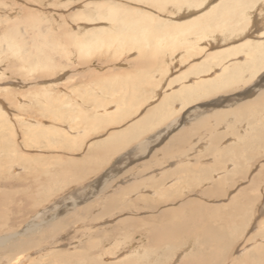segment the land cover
Returning <instances> with one entry per match:
<instances>
[{
  "label": "rangeland",
  "instance_id": "rangeland-1",
  "mask_svg": "<svg viewBox=\"0 0 264 264\" xmlns=\"http://www.w3.org/2000/svg\"><path fill=\"white\" fill-rule=\"evenodd\" d=\"M131 2L132 0H96V1L95 0H0V37L7 29H8L7 31L13 30L17 34V36H21L22 38L26 40V42H28V40L30 42L31 39L33 40L37 36H39V44L41 45H43V43L45 42V39L49 44H51L50 39L51 40L53 39L56 45H62V46L66 42L65 44L67 46L66 48L69 51V53L71 52L69 56L70 61L68 62V65L65 64L66 59L62 58V55L60 57V54L55 53L56 56L54 54L53 57L56 60V65H57L56 67L58 68H53L52 66L51 69H46L43 71L42 69L31 71L30 68L26 67L27 64L25 63L23 64L25 68L21 69L22 67L21 63L20 62L17 63L18 61L13 56H11L10 54H3V53L0 54V69H2L1 72H3L4 74V76L0 78V86H1L0 87V102L2 105L1 106L2 112H5L7 116L6 118L5 115H1L2 118L0 121V147L2 149L0 150V162L4 160L3 157L5 158V152L7 151L6 150L7 148H9V151H11L10 157L11 156L13 157L14 154L15 155L17 154V156H20L19 158L22 157V160H25V161L16 160L17 162L15 161V163L12 161L13 164L9 165L10 168L8 170L4 169L3 171H1V168H0V176H1L0 182L5 183L6 181L8 182L9 180H11L10 182H12L11 187H0V191H1L0 192V203L3 199H5L4 202L0 204L1 206L0 207V211H1L0 212V236H2V234L12 233L15 231L16 232L23 231V229H25L24 226L33 220L34 214L39 211L44 210V207H46V205L51 203L52 200L54 199L57 200L59 198L58 200L60 201L62 197L71 195L72 196L71 199L73 198L75 200H78L77 194L79 195L80 193L85 195L91 192L95 193L96 191L103 192L104 190H100L97 188L100 186V183H101V179H100L101 172L106 170L110 165L115 164L117 162V158L118 160H122V161H119L121 162L120 164L112 166V167L118 168L119 170V171L118 170L116 171L117 174L114 173L115 177L116 178L118 177V179H115L113 184L121 185L122 183L121 181H124V179H126L127 174H130L131 172L137 173V171L140 170L138 167L139 165L143 164V161H145L146 164L149 163V161L152 162V164L154 162L155 163L157 162V166L152 167L150 170L143 169L144 171H142V173L145 172L146 170L147 172L141 175L142 178H144L147 174L152 175L151 171L159 167H160L159 169L161 170L167 169L168 164L172 161L171 158L170 160L169 158H167V154L170 157H172L173 150L176 152L178 151L181 152L183 148L185 150H188L187 151L189 153V155H187L189 157L188 161L187 162L185 160L183 161L184 163L183 167L185 168H182V167L179 168L178 166L177 170L176 169L173 170V172L176 171V173H171V174L168 173L167 175L168 178L166 182L171 179H175L177 177L180 178V181L178 182L177 181L175 182L173 180L174 183H176L174 185L175 188H173V191H172V192H176L174 193V195H179V192L181 193L184 191L186 192L188 191L189 192L188 194H191V193L197 194L198 192L200 193L201 189H204L203 185H204V182L206 181V177H205L206 174H207L206 176L212 175V174L214 175L216 172L221 171L222 168L225 166V164L234 162L233 159L231 162L228 161L227 158H230V157H227L226 160L223 159V163L221 164V166L213 165L214 164L213 160L212 162H209L211 161L212 157H214L213 155H214L215 150L214 149L208 150V148H204V139L206 140L208 139V137H205L204 135V132H203L204 129L199 130L200 132L199 131L194 132L195 134H193L192 137L189 136L186 140L187 142H183L182 145L176 144L177 146L175 145V147L172 145L170 146L168 150L164 152H160L158 153V155L156 154L153 156L152 154L150 159L148 158L147 154H142L141 152L136 151L137 145L135 144L137 142L130 143L126 148L118 152L102 155L103 152L101 151L102 150L101 146L97 145L101 140L104 139L105 141L106 139H109L111 136L113 135L115 136L116 133L121 132V130L122 131L125 130L128 125V124L125 125V123H127L128 121L129 122L135 121L136 117H138L140 114H142V112L146 110V109L144 110V108L148 107L149 106L148 104L150 102L154 103L155 99L149 100L147 102L149 97H151L153 91L157 90L156 92L160 93L161 92L160 89L163 86H166V84L164 85V83H167L168 81L171 80V78L176 77V75L179 77L181 75V72L187 68L188 62L190 61L196 62L199 60L198 58L199 56L198 57L195 56L196 58L193 57L187 61L188 56H185L183 54V49L166 50L162 54H159L158 57L155 58V60H152L153 57L151 56V52H150L152 51V47L150 46H145L140 49H138L137 47H132V48L125 47L122 49H117L114 47L106 48V46H104V48L100 52L97 51L93 55L85 57L86 58L84 59L85 61L83 60L81 62L82 59L80 60L77 59V56H75L77 54L76 53L77 49L75 48V46L73 47L74 45L73 41L76 42L80 38L82 41H85V38L88 39L94 36V40L98 38L99 40H101L102 38L103 39L105 38L106 43H107V40L109 39V37L114 35V33L117 31L113 28L115 26L114 21H108V20L100 21V19L98 20L99 17L96 18L98 13H102V12L104 15L102 14L101 16H106L107 15L106 11L107 9H109L106 7L108 6L113 8L114 11L116 10L115 12L118 14V18L122 17L126 12L130 13V11L132 12H135L136 10L137 11H147L152 15L156 24L159 22L158 25H161L160 24L161 22L164 24L171 25V27L172 25H174L173 22H170V20H167V17L166 19H164V17L167 15L173 16L174 11L173 12L171 11L173 9L171 5H168L166 10L163 11L161 9H158L152 6L147 0L146 2L140 4L142 5L140 7L142 9L141 10L135 7V5L132 4ZM97 5L103 7L102 10L100 11L97 10L96 9ZM146 5L147 7L145 8ZM88 18L97 19L96 20L97 23L88 25V22H89ZM135 18L139 19L140 16L136 15ZM105 22L107 23L105 24ZM81 23H85L86 25L81 24ZM79 25L82 28L86 26L87 27L85 29L86 32L83 30L84 28L82 29ZM158 25H156V27L153 29V32L156 34H160L163 31H165L161 29V26H158ZM100 26H105L106 28L100 27ZM258 26L261 27L259 24ZM257 30H259V28ZM169 31H172V30H169ZM77 32H84V34L77 35ZM71 33H73V35H71ZM86 33L87 34L89 33L88 36L90 35L91 37L90 36L88 37ZM74 37L76 38V40ZM67 39H71L70 42L72 43L68 44L66 41ZM207 43L208 42L206 41L202 45L207 47L205 48V51L206 49L207 51H211L213 48L208 47ZM209 43L213 46V41H209ZM28 46L30 47V43L28 44ZM28 49H29L28 51H33L31 50V48H28ZM74 50L76 52H74ZM32 56L34 57L33 52H32ZM136 61L139 63H136ZM83 62H86V63L84 64ZM10 63L12 67L11 66L8 67V64ZM151 63H153V65ZM14 65L15 66L18 65V66L15 67ZM65 65L66 67H64ZM93 66L94 68H96L94 76L92 75L87 76L86 68L89 69L90 67L92 68ZM77 73H79L80 76ZM142 73H148L149 76L151 77L153 76V79H154L153 81L155 85L154 90L152 91V88L150 86H144L143 88L140 85L138 86L137 91L131 94L130 89L133 85L135 86V84L132 83V80L134 82L135 80H140L139 77ZM81 75H84V76H81ZM51 79L57 80L54 83V85L50 84L52 81ZM166 79L168 81H166ZM254 79L255 78L251 80L253 81ZM36 80L44 81L46 84H40L39 82L40 86L38 85L30 86L29 85L30 82L33 83ZM20 81H21V84L23 85H20L18 83ZM254 81L258 83L260 81V78H256ZM17 83H18V86H17ZM37 86L38 87L44 86V88L46 89L45 90L39 89L37 88ZM246 89L247 88H244L243 90L245 91L244 96L247 94ZM143 90H145V92H143ZM238 92H240L239 89L238 91H236V94ZM252 92L253 91L249 93L253 94ZM36 93H38V95L40 96H37ZM251 94L246 95L245 97L249 98L251 97ZM16 97L23 98L24 100H26V102H23L22 104V101L21 102L18 101ZM15 100L16 102L18 101L21 104L18 105V103L14 102ZM203 101H206V100H203ZM247 103H248L247 101L244 102V104H247ZM114 105L117 107V109L114 108ZM193 106L195 107V105ZM134 107L135 109H133ZM263 107H264V104L256 108L258 109V111L254 108L251 110V112H246V114L252 115L249 118L240 117L239 118L240 121L234 119L230 123V126H229L231 127L232 130L231 129L230 131L228 130L226 134L223 133L225 134V137L224 135H222L223 139L220 140V141H223L224 139L228 138L229 135H232V136L234 135L238 139V144H240V142L242 144L246 143L252 146H255L257 144L256 146L258 148L259 146H262L261 148H259L260 151L256 149L257 150L255 154L256 156L250 159L248 166L246 165L244 167L245 171L243 174L245 175V173L248 172L245 175L246 177L244 179L243 178L241 179L238 176L233 177L235 178L236 185L238 187L246 185V180H247L246 178L248 177L247 175L249 174V172H251L252 169L254 170V168H256L258 164L262 163L261 161H264V137H263L264 132H262L264 131V128H263L264 125H262V127H260L259 125L256 126L257 122H255V120L253 121L254 125L251 126L250 124V120L256 117V114H254L256 113L255 111H257L258 113L260 112V117H259L261 118L260 123L261 121L262 123L264 122V108ZM139 108L140 110L138 112L135 111ZM190 108H192V106ZM261 108H263V110ZM190 113L192 112L189 111L188 108H185L181 113H178L177 115H174V116H180L178 120L179 121L178 123H180V121L182 122L185 121V120H182L184 115L185 114L190 115ZM2 120L4 122H2ZM242 124H244V127H243L244 135H242L243 132L241 131ZM124 125L126 128L124 127ZM154 127L155 128L158 127L157 121L153 122L151 126L148 125L144 128L141 134L142 137L140 136V140L141 139L144 140L145 138H148L146 135L151 130H153ZM164 127H165L164 123L161 124L160 126L161 130L159 131H162ZM178 127H179L178 124H175L173 127H171V129L168 130L169 134L172 133L173 131H174L173 133L178 131L179 130ZM220 127L223 130L224 127L222 125H220ZM220 127H218V129H221ZM184 129H186V127ZM68 130L73 131V135L69 132L70 135L68 136L67 135ZM192 131H195V130H192ZM64 133L68 137H66ZM167 135L168 133L166 132L164 136L166 137ZM255 136L256 137L258 136V137L256 138ZM195 141L197 143H195ZM70 142H72L73 144L70 145L71 144ZM156 143L154 144L152 143V145H150L148 148L153 147V150H154L155 148L162 147V144H161L162 141L158 140ZM2 144L4 147L1 146ZM95 144L97 146L92 148L93 151L91 152L93 153V155H90L88 153L89 149L87 148V145L94 146ZM178 145L182 146L183 148L182 147L180 148ZM187 145L188 147H186ZM196 145L203 146V148L201 147L199 149H195ZM237 145H235L234 147L236 148ZM256 146L255 148H257ZM163 154H165V157L163 156ZM95 156H97V158ZM101 157L103 160L101 159ZM177 157L178 159L184 158L181 155L180 157L174 156L172 159H174L175 161H178ZM160 159L161 160L165 159L164 161L166 162L168 160L169 161L161 165L158 162L160 161ZM203 163H204V166H202ZM81 164H82V167H81ZM73 165L77 166L78 168L76 167L75 169H73L75 167V166L73 167ZM0 166H1V163H0ZM14 169L17 171L14 172L13 171ZM129 169L130 170L133 169V170H131L130 173H128ZM155 171H158V170H155ZM182 172H187V173L185 174ZM5 174L6 175L8 174V175L5 176ZM72 176H75V179L70 180ZM201 176H204V178ZM4 177L6 181L4 180ZM128 177H131V174ZM259 177L257 178V181L259 182L258 188L260 189L261 192H264L263 191L264 190V181H263L264 171L262 175ZM233 178H232V181H235ZM141 181H143V179L140 180V182L138 183L136 182V185L133 186L134 191L140 190V189L142 190L141 187H143V183ZM88 184L95 185L96 189L93 188V190L91 191L90 189L87 188V190L84 189L81 192L80 189L84 188ZM236 185L234 186V188L230 189L229 191L230 193L235 190V187H237ZM181 187L183 188V191H181ZM76 188L79 189V191H77ZM75 190L77 191V193L75 192ZM210 190L211 192L208 193L209 195L207 194L209 196L208 197L209 201L211 200L212 203L214 202V200L217 201L220 199L221 201H225L224 196H222L223 193L220 196L218 195L219 196L218 197L215 194V192L213 193V190H214L213 188H211ZM177 191H179L178 194H177ZM225 191L226 189L224 190V193ZM130 194L131 193H128V192L124 194L126 198L123 195L124 197L123 200H126L128 202H125V204L120 205V201L122 199L120 201L117 200L118 203H116V205L113 206L112 208L110 207L107 208L108 209L107 211H104L105 202L101 203L103 199H99V197H96V196L91 197L90 203H93V204L88 203L87 205H85V207L91 206L90 207L91 211H90L89 216L94 217V218L92 217L93 219L90 218L91 220L87 219L89 221L83 218L76 222L71 219V214H69V212L68 213L62 212V214H60L61 217L59 216V218L60 219L63 218V220H66L62 224H63V227L67 225L68 228H66L65 230H59L56 233V235L52 236V240H54L53 242L56 244L54 245V247H53V244L52 245L50 244L52 230L50 231L48 224L49 222L51 223V221L45 218V220L48 222L44 223V226H43L44 228L40 232H38L36 235L38 236V240L42 239L41 242L46 241V244H49L48 246L50 247V250L45 254H38L37 256L36 255L31 256L29 258L30 262H28L29 261L28 260L27 264H79V263H75L74 259H71L70 260L71 262H70L69 257L67 258L66 255L67 254H72V255L77 254V252L81 250V249L80 250L76 249V253L74 251L73 252L70 251L71 250L70 248L72 247L71 243L73 242L77 243L81 241H82L81 243H85L86 242L85 240H87L88 238H91L89 242L93 241L92 239L94 240L96 239L95 240L96 246L91 248L89 253L88 251H84V250L83 251L81 250V252L87 253L85 255L89 256V258H92L91 262L97 261L96 262L97 264L99 262L103 264L104 259H106V257L111 258L110 256H112L113 258V256L120 255L130 245H137V248L139 249L145 248V250L151 251L152 250L151 248L153 246L148 245L149 242H151V240L149 239V237L147 238V234L146 232H144L147 228L146 225H144V223L146 222L149 223V221L150 223H153V222L159 223L160 221L159 222L156 221V219L159 217V214H157V216L154 215L152 217L148 216L147 210L149 208H147L146 206H150L152 204H157L159 206V203H160L159 198L157 200L159 202H157L156 200H151V201H148L149 205H148V202H146L147 203L146 205V203L143 201L138 202L136 200V197ZM262 195L258 199H255V198L252 199L254 201L253 205L255 206L247 203L246 206L244 207L245 209L244 212L240 210L241 203L237 204L235 206L236 208H234L233 206L236 203L233 205L231 203L230 205L222 209L221 206H223L224 204L220 202L221 204L218 203V206H220L221 209H219L218 211H215L213 209L208 210V208L204 207V213L205 214L207 213L206 215L208 216V218L206 217V215H204V217L202 216V219H203L202 224L204 223V218H205L206 219L205 221L207 222L208 226L212 227L211 229H215L218 235L219 234H223L225 236L227 235L226 236L227 238L224 236L225 237L224 242H226V245H225L226 248L224 250L223 256L219 255V257H221L222 259L220 258V260H218L217 262L214 261L215 263L213 264H232L231 261H234V259H236L235 255H236L237 250L240 247H242L245 243H250V244L255 243V240L257 238L260 239V244L264 245L263 236L259 238L260 236L256 235V234L262 235V232H263L262 228L264 227V220H263L264 218L263 216L261 217V213H260L263 208L262 207L263 204H261V202L264 201V195L263 196ZM172 198L178 199L179 197L174 196ZM101 205L102 207H104V209L101 207ZM124 205H126V207L130 206V208L127 207L128 209H126ZM204 205H207V204L204 203ZM212 205H214V203ZM229 206L230 208H228ZM82 207H79V209H81ZM61 208H63V206L60 204V207L58 208L60 210L56 209L55 213L58 211L61 212L62 210ZM122 208H124V210ZM130 209H132L133 212L135 211L134 215H132V210ZM235 209L237 210L235 211ZM127 210H129L131 213L128 212ZM99 211L102 212L103 214H101ZM96 213H100V215L96 216L95 215ZM212 213L215 214L216 216L212 215ZM236 214H238V216ZM50 216L51 215H49V217ZM121 216L124 218H122ZM161 216L162 214H160V217L158 220H162L164 218L165 220L166 219L173 220L171 216H170L171 219L166 216L164 218ZM118 217L122 219H125L127 217L132 218L131 220L135 222V223L133 222L130 223L131 226L129 228H132L130 234L125 233V235L124 234L121 235V233H123L124 231H122L123 229L122 230L117 229V227H119L118 223L122 222L123 220L119 221ZM148 218L152 219L153 221L149 220ZM240 219L242 222L240 221ZM86 221L89 223H87ZM82 223H84L85 225L91 224L92 225L90 228L91 232H89L87 228L85 229V227H82L83 225ZM255 225L257 226V228ZM231 229L235 230L236 232ZM257 229L258 230L260 229L259 232L260 231L261 232L258 233ZM72 230H74L73 231L74 233L72 232ZM82 230L84 231L87 230L86 233L88 234L85 235L86 237L81 236L82 234H84L83 233L84 231L82 232ZM253 230H255L256 232ZM94 231L95 232L99 231V232L95 233ZM248 232H251V233H248ZM141 233L142 234L144 233V234L142 235ZM246 233L248 236L245 235ZM251 234H254V236ZM92 235H94V237ZM123 236L125 239L123 238ZM188 237H191V238L188 239ZM188 237L186 238V241L191 242V243L192 241H195L196 243H198L197 242L199 240L198 237L196 238V236L194 235L193 236L190 235ZM252 237L253 238L256 237V238L253 239ZM71 238L74 239L73 242H71L70 240ZM192 238H194V240ZM65 240L66 241L70 240V241L66 242ZM243 240H244V243H243ZM184 241H185V238L182 241V243ZM188 242H186L185 244L186 247L181 249L182 251L184 249H190V248L193 250V245L189 248L188 246L190 243L188 244ZM162 243H159L157 244V246L155 245L154 247V248H159V252H156V254L158 253L157 255L160 256L159 257L155 254L157 257L154 262L150 263L147 259H145V255H140L141 254L140 253L139 257L135 256L136 258L132 260V261H135V263L133 264H158L159 261H160V264H168V262L171 260V257H172L171 255L173 254L172 251H174L173 247L175 246L171 245L172 243L171 244L165 243V242H162ZM46 244L42 243L40 246L46 247L47 246ZM164 244L166 246H164ZM206 245L204 246L205 248L204 251H206L207 254H204L205 252H203L202 253L203 255L202 254H199V255H202V260L205 259L204 262L207 263L208 261L209 262L213 261L214 260L213 257H215V255L217 254L215 252H212V256H211V254L207 250L208 246ZM40 246L39 248H42ZM216 249L218 250V252L222 250V248L220 247H217ZM31 250L33 249H29L25 251V253L27 254V253L33 252ZM66 250H69V251H66ZM192 250H190V253L186 255L189 256L192 253ZM161 252L163 254L166 252L167 254L166 255L164 254L165 256H163ZM159 253L162 255H160ZM221 254H222V251H221ZM41 255H44V256H41ZM243 255L245 254H242L240 258ZM182 258H185V256H183ZM93 259H95L96 261ZM141 259L142 260L145 259L146 261L145 260L142 261ZM239 259H236L234 263L239 261ZM161 260L165 263H163Z\"/></svg>",
  "mask_w": 264,
  "mask_h": 264
},
{
  "label": "bare ground",
  "instance_id": "bare-ground-1",
  "mask_svg": "<svg viewBox=\"0 0 264 264\" xmlns=\"http://www.w3.org/2000/svg\"><path fill=\"white\" fill-rule=\"evenodd\" d=\"M146 1L147 0H132L131 3L134 4L135 7H137L138 9H141L140 7L142 5H140V4L144 3ZM148 2L152 6L158 8V9H161L163 11L166 10L168 5H171L173 8L171 11L172 12L174 11L173 16L167 15L164 17V19H166V17H167V20H170V22H173L174 25H172V27H171V25L164 24L161 22H160L161 25H158L159 22L156 24L152 15L147 11H137V10L135 12L130 11V13L126 12L122 17L118 18V14L115 12L116 10L114 11L113 8L108 6V7H106V8H109L106 11L107 12L106 16H101L103 14V12H102V13H98L97 17L96 16L95 17L96 18L99 17L98 20L100 19V21H106V20L114 21L115 26L113 28L117 31L114 33V35L109 37V39L107 40V43H106L105 38L104 39L102 38L101 40H99V38L94 40V36L91 37L90 35L89 36L91 38H88V39L83 36L85 38V41H82L81 38L78 39L76 42L73 41V44H74L73 47L75 46V48L77 49L76 50L77 52L74 50V52L77 53L75 55V56H77V59H79V60L82 59L81 60V62H82L84 59H86L85 57L93 55L97 51L100 52L104 48V46H106V48L114 47L117 49H122L125 47L126 48L127 47H131V48L137 47L138 49H140V48L145 47V46H150V47H152V51H150L151 56L153 57L152 60H155V58H157L159 54H162L164 51L170 50V49H172V50L183 49V54L185 56H188L187 61L193 57L196 58L195 56H197V57L199 56L198 57L199 60L196 62H194V61L188 62L187 68L181 72V75L179 77L177 75H176V77H174L176 79L171 78L170 81H168L166 79V81H168V82L164 83V85L166 84V86H163L160 89L161 90L160 93H157L156 92L157 90L153 91L155 88L154 81H153L154 79H153V76L152 77L149 76L148 73H142L139 77L140 80H135V82L132 80L133 79L132 78L131 79L132 83H134L135 86L133 85L131 87V89H130L131 94L136 92L138 89V86H140V85L143 88H144V86H150L152 88L153 92H152L151 97H149V99L147 100V102L149 100L155 99L154 103L150 102L151 104L149 103L148 104L149 106L144 108V110L145 109L146 110L144 112H142V114H140L138 117H136L135 121H130V122L128 121L127 123H125V125L128 124L127 128L124 125V127L126 128L125 130H123V131L121 130V132L116 133L115 136L113 135L109 139H106L105 141H104V139L101 140L97 145L101 146V149H102L101 151L103 152L102 155L112 154L114 152H118V151L126 148L130 143L137 142L135 144V145H137L136 151L141 152L142 154H147L148 158L150 159L152 154H153V156L156 154L158 155V153L168 150L170 148V146H172V145L174 147L176 144L182 145L183 142H187L186 140L189 136L192 137V135L195 134L194 132H198L199 130L204 129V131H203L204 135H205V137H208L207 140L204 139V148H208V150H212V149L215 150L214 155H213L214 157H212V159L210 158L211 161H209V162H212V160H213V162H214L213 165L221 166V164L223 163V159L226 160L227 157H230V158H227L228 161L231 162L233 159L234 162L225 164V166L222 168V170L216 172L214 175L212 174V175L206 176L207 175L206 174L205 175L206 181L204 182V185H203L204 189H201L200 193L198 192L197 194H193V193L188 194L189 193L188 191L187 192L184 191L181 193L179 191H177V194L179 192V195H174V193H176V192H172L173 188H175L174 185L176 184V183H174V181L178 182V181H180V178L177 177V178L171 179L167 182H166V180L168 178L167 177L168 173H170V174L176 173V171L173 172V170L174 169L177 170L178 166H179V168H181V167L185 168V167H183V165H184L183 161L184 160L186 162L188 161L189 157L187 155H189V153L187 152L188 150H185L182 146L178 145L180 148L181 147L183 148V150L181 152L180 151L176 152L173 150L172 157H170L167 154V158H169V160L171 158V160H172L168 164V166H167L168 168L166 167L167 169L161 170V169H159L160 168L159 167V168L151 171L152 175L147 174L146 176L144 175L145 176L144 178H142L141 175L143 173L147 172V170H146L145 172L142 173V171H144L143 169L150 170L152 167L157 166V162L156 163L154 162L152 164V162L149 161V163L146 164V162L143 161V164L139 165L138 168L140 170H138L137 173L135 171H134L135 173H132V172L130 173V171L133 169H131V170L129 169L128 173L131 174V177H128L130 174H127L126 179H124V181H121V179H120V181L123 183V184L121 183V185L113 184L114 180L118 179V177L116 178L114 175V173L117 174L116 171L118 170V168L112 167V166L118 165L121 163L119 161H122V160H118V158H117V162H116L117 164L116 163L112 164L106 170L101 172V177H100L101 183H100V186L97 188L100 190H104L103 192L102 191H100V192L96 191L95 193L91 192V193H88L85 195L80 193L79 195L77 194L78 200H75L73 198L71 199V197H72L71 195L62 197L60 201L58 200L59 198L57 200L54 199V200H52L51 203H49L48 205H46V207H44V210L35 213L33 216V220L30 223H27L26 225L24 224L25 229H23V231H21V232L15 231L12 233L2 234V236H0V264H3V263H5V264H27L28 262H30L29 258L31 256H33V255L37 256L38 254H45L50 250V247L48 246L49 244H46V241L41 242L42 239L38 240V236L36 235L38 232H40L44 228L43 227L44 223L48 222L45 220V218H47L51 221V223L49 222V224L48 223L47 224L49 226L50 231L52 230L51 231V238H50L51 243L50 244L51 245L53 244V247H54V245H56V244L53 242L54 240H52V236L56 235V233L59 230H65L66 228H68L67 225L63 227V224H62L66 220H63V218H61V219L59 218V216H60V214H62V212L63 213L69 212V214H71V219L73 221H76V222L80 219H83V218L85 220H87V219L91 220L94 218L93 216H92L93 218L91 216H89L90 211H91L90 210L91 206L85 207V205H87L88 203L91 202V197L96 196V197H99V199H103L101 201V203L105 202L104 203L105 204V210L104 211H107L108 210L107 208H109V207L112 208L121 199L122 200L120 201V205H123V204H125V202H128L126 200H123V198H124L123 195L126 194L127 192L131 193L130 195L135 196L136 200L138 202L143 201L146 203V202L151 201V200L157 201L159 198V201H160L159 206L157 204H152L150 206H146L147 208L150 209V210L149 209L147 210L148 216L152 217L154 215L157 216V214H159V217H160V214H162L161 217L164 218L166 216V217L170 218V216H171V218H173V220H167V219L165 220V218L162 220H158L159 219V217H158L156 219V221H158V222L162 221L161 223L160 222L159 223H155V222L150 223V221H149V223H147V222L144 223V225H146L147 228L145 231L143 229L142 230L144 232H146L147 238L149 237V239L151 240V242H149V244H148L150 246H153L152 248L150 247L152 249L151 251L145 250V248L139 249V248H137V245H130L120 255L113 256V258H112V256H110L111 258L106 257V259H104L103 264H130V263L133 264V263H135V261H132V260L134 258H136L137 256L139 257L140 255H145V259H147L150 263L154 262L156 260V257L159 256V255H157L158 253L156 254V252H159V248H154V247H155V245L157 246V244L162 243V242L170 243V244L172 243L171 245L175 246V247H173L174 251H172L173 254L171 255L172 256L171 260L169 262L166 261V262H168V264H177L179 262H181L179 264H213V263H215L214 261L217 262L218 260H220L221 257H219V255L223 256L224 250L226 248V246H225L226 242H224V241H225V237L227 235L226 236L223 234L218 235V233H216L215 229H211L212 227L208 226L207 222L205 221L206 220L205 218H204V223L202 224V222H203L202 216L204 217V215L207 214V213L206 214L204 213V207L208 208V210L213 209L215 211H218L221 208L223 209V208L227 207L231 203H232V205L236 203L235 205H233L234 208H236L235 206L237 204L241 203L240 210L242 212H244L245 211L244 207L246 206L247 203L250 205H253L254 201L252 199H254V198L258 199L262 194L264 195V192H261L260 189L258 188L259 182L257 181V178L259 176H261L263 171H264V161H261L262 163L258 164L256 166V168H254V170L252 169L253 171L251 170V172H249V174L247 175L248 177L246 178L247 179L246 185L238 187L236 185L235 178H233L235 176H238L241 179L242 178L244 179L246 177L245 175L248 172H246L245 175L243 174L245 171L244 167L246 165L248 166L250 159H252L254 156H256L255 155L257 152L256 149H258V151H260L259 148H261L262 146L258 145L259 146V148H258L256 146L257 145L256 144L255 146L257 148H255V146H252L250 144L248 145L246 143L242 144L240 142V144H238V139L234 135L233 136L229 135L228 138L224 139L223 141H220L223 139L222 135H224V137H225V134L227 133V131L228 130L230 131L231 127H229V126H230V123L234 119L239 120L240 117L249 118L252 115L246 114V112H251L252 109H254V108L256 109L259 106H261L262 104H264V0H214V2H213V0H148ZM97 6H96L97 10H99V11L102 10L103 7H101L99 5H97ZM146 7H147V5L145 6V8ZM168 12H169V10H168ZM136 15H139L140 18L139 19L135 18ZM93 18H88L89 20L87 19L89 21L88 25H92V24L97 23V21H96L97 19H93ZM106 23L107 22H105V24ZM81 24L86 25L85 23H81ZM258 24L261 27H259ZM84 25H82V26H84ZM156 25L161 26V29H163L165 31H163L160 34L154 33L153 29L156 27ZM100 27L106 28L105 26H100ZM83 28L82 29L85 31V29L87 27L84 26ZM258 28H259V30H257ZM82 29H80V30H82ZM7 30L0 37V44H1L0 45V54L1 53L10 54L11 56H13L18 61L17 63H19V62L21 63V65H22L21 69L25 68V66L23 65L24 63L27 64L26 67L30 68L31 71L40 70V69H42V71H43L46 69H51L52 66H53V68H58V67H56L57 66L56 60L53 57L55 53L60 54V57L62 55V58L66 59L65 64L68 65V62L70 61L69 56H70L71 52L69 53V51L67 50V48H66L67 46L65 45L66 42L62 46V45H56L54 43L53 39L52 40L50 39L51 44H49L45 39V42L43 43V45H41V44H39V36H37L33 40L31 39L30 42H29V40H28V42H26V40L24 38H22L21 36H17V34L13 30L12 31H10V30L7 31ZM169 30H172V31H169ZM81 34H84V32H77V35H81ZM88 34H87V36H88ZM108 34H110V33H108ZM71 35H73V33H71ZM69 38H71V37H69ZM28 39H29V37H28ZM70 40L71 39L66 40L68 44L72 43V42H70ZM75 40H76V38H75ZM206 41L208 42L207 46L210 48H213L211 51H207V49L205 51V48H207V47L203 46L202 44ZM209 41H213V46L209 43ZM29 43H30V47L28 46ZM32 47H33V49H32ZM28 48H31V50H33V51H28L29 50ZM71 51H73V50H71ZM32 52L34 54V57L32 56ZM55 56H56V54H55ZM128 57H129V55H128ZM58 59H59V57H58ZM83 63L85 64L86 62H83ZM136 63H139V62L136 61ZM151 64L153 65V63H151ZM66 65L64 67H66ZM10 66H11V63L8 64V67H10ZM17 66H15V67H17ZM86 69H87V73H86L87 76H91V75L94 76L95 70H96V68H94V66L92 68L90 67L89 69L88 68H86ZM176 69H177V67H176ZM1 71H2V69H0V78L2 76H4L3 72H1ZM173 71H174V69H173ZM77 74L79 75V73H77ZM81 76H84V75H81ZM38 78H40V77H38ZM166 78H168V77H166ZM253 78H255V79L260 78V81L258 83L254 81L255 79L252 81L251 79H253ZM173 79H174V81H173ZM56 81L57 80L53 79L50 84L54 85V83ZM250 81H252V82H250ZM39 82H40V84H46L44 81L36 80L33 83L30 82L29 85L30 86L31 85L40 86ZM18 83L20 85H23V84H21V81ZM18 83H17V86H18ZM128 85H126V86H128ZM38 86H37V88H39V89H44V90L46 89V88H44V86H41V87H38ZM244 88H247L246 89V91H247L246 95H250L251 93H249V92H251V91H253L252 93L254 95L251 94V97H249V98L245 97L246 96V95L244 96L245 91H243ZM238 89L240 92H238L236 94V91H238ZM143 92H145V90H143ZM46 93H48V92H46ZM36 94H37V96H40V95H38V93H36ZM231 95H232V97H231ZM18 97H20V96H18ZM225 98H227V99H225ZM17 99L20 102L22 101V104H23V102H26V100H24L23 98H17ZM203 100H206V101H203ZM18 101L16 102V100H15L14 102L18 103V105L21 104ZM246 101L248 103L244 104V102H246ZM196 104H198V105H196ZM193 105H195V107ZM1 106L2 105L0 102V121L2 118L1 115H5V117L7 118L5 112H2ZM141 106H142V104H141ZM191 106H192V108H190ZM114 108L117 109V107L115 105H114ZM185 108H188L189 111H191L192 113H190V115L185 114L184 117L182 116L183 118H185V119L182 118V120H185V121H183V122L180 121V123H178L180 116H174V115L181 113ZM263 108H261V109L263 110ZM133 109H135V107ZM122 110H123V108H122ZM139 110H140V108L135 110V111L138 112ZM256 110L258 111V109H256ZM3 111H5V110H3ZM126 111H127V109H126ZM257 111H255L256 113H254V114H256V117L250 120V124H251V126L254 125L253 121L255 120V122H257L256 126L259 125L260 127H262V125H264V122L262 123V121H261V123H260V119H261V118H259L260 112L258 113ZM119 112H120V110H119ZM124 112H125V110H124ZM155 121L158 122V127L157 128L154 127L153 130H151L146 135L148 138H145L144 140H142V139L140 140V136H141L144 128L148 125L151 126L153 124V122H155ZM2 122H4V121L2 120ZM160 123L161 124L164 123V125H165V127L162 129V131H159L162 128V127L160 128V126H161ZM175 124H178L179 130L176 131L175 133H173L174 132L173 131L172 133L169 134L168 130L171 129V127H173ZM187 125H189V126H187ZM191 125H192V127H191ZM220 125H222L224 127L223 130L220 127ZM241 126H242L241 131L243 132L242 135H244V129H243L244 124H242ZM185 127H186V129H184ZM218 127H220L221 129H218ZM191 129L195 130V131H192ZM190 130H191V132H190ZM69 132L73 135V131L68 130L67 131L68 136L70 135ZM166 132L168 133V135L165 137L164 135L166 134ZM262 132H264V131H262ZM223 133H225V134H223ZM64 135L66 137H68L65 133H64ZM158 140L162 141V143H161L162 147L161 148L158 147V148H155L154 150H153V147L148 148L150 145H152V143L154 144ZM255 140H257V139H255ZM70 143H71L70 145L73 144L72 142H70ZM195 143H197V142L195 141ZM97 145L96 144L94 146H92V145L88 146L87 145V148L89 149L88 153L90 155H93V153H91L93 151L92 148L96 147ZM235 145H237L236 148L234 147ZM1 146H3V144ZM186 147H188V145ZM201 147L203 148V146H199V145L197 146L196 145L195 149H199ZM192 148H194V147H192ZM0 150H2L1 147H0ZM6 150L7 151L5 152V158L2 156L4 160L0 162L1 163V166H0L1 171H3L4 169L8 170L10 168L9 165H12L13 162L15 163L16 160L25 161V160H22V157L19 158L20 156H17V154L16 155L14 154L13 157L12 156L10 157L11 151H9V148H7ZM11 150H13V149H11ZM181 155L184 158L178 159V157H177L178 161H175L174 159H172L174 156L180 157ZM163 156L165 157V154H163ZM95 157L97 158V156H95ZM101 159H102V157H101ZM164 160L165 159H163V160L160 159V161H158V162L162 165L166 162ZM203 161H204V159H203ZM74 162H75V160H74ZM144 162H145V164H144ZM83 164H84V162H83ZM74 166L75 165H73V167ZM202 166H204V163ZM205 166H206V164H205ZM11 167H13V166H11ZM76 167L77 166H75L73 169H75ZM81 167H82V164H81ZM110 167H112V168H110ZM214 168H215V166H214ZM88 169H90V168H88ZM155 170H158V171H155ZM13 171L16 172L17 170L14 169ZM13 171H11V172H13ZM182 173L186 174L187 172H182ZM7 175L5 174V176H7ZM81 175H83V174H81ZM127 177H128V179H127ZM201 177L204 178V176H201ZM172 178H174V177H172ZM232 178L235 181H232ZM9 179H10V177H9ZM64 179H66V178H64ZM72 179H75V176H72V178L70 180H72ZM142 179H143V181H141L143 183V187H141L142 190L140 189V190L134 191L133 186L136 185V182L138 183ZM4 180L6 181L5 177H4ZM10 181L11 180H9L8 182L6 181L7 183L6 182L5 183L0 182V187H11L12 182H10ZM235 185L237 187H235V190L234 191L232 190L233 192L230 193L229 192L230 189L234 188ZM78 186H80V185H78ZM259 186H261V185H259ZM87 188L90 189L91 191L93 190V188L96 189L95 185L88 184L84 188H81L80 190L82 192V190H84V189L87 190ZM211 188L214 189L213 193L215 192V194L217 196L218 195L220 196L223 193L222 196H224L225 201H221V199L217 200V201L214 200V202H213L214 205H212L213 203L211 202V200L209 201V198H208L209 197L208 193L211 192V190H210ZM225 189H226V191L224 193ZM132 190H133V192H132ZM77 191H79V189H77ZM77 191L75 190L76 193H77ZM181 191H183L182 187H181ZM174 196H176V197L178 196L181 199H179V198L173 199L172 197H174ZM125 198H126V196H125ZM4 200L5 199H3L1 201V203H3ZM95 201H97V200H95ZM159 201H157V202H159ZM220 202H222V204H224L223 206H221V208H220V206H218V203L221 204ZM204 203L207 205H204ZM60 204L63 206V208H61L62 209L61 212L58 211L55 213L56 209H58L60 207ZM90 204H93V203H90ZM261 204H263V206H262L263 208L261 207L262 210L260 213H261V217L263 216V218H264V201H262ZM126 205H124V207H126ZM146 205H147V203H146ZM148 205H149V202H148ZM253 206H255V205H253ZM79 207H82V208L79 209ZM101 207H102V205H101ZM127 207L130 208V206H127ZM127 207H126V209H128ZM102 208L104 209V207H102ZM228 208H230V206ZM231 208H233V207H231ZM93 209H95V208H93ZM122 209L124 210V208H122ZM126 209H125V211H126ZM58 210H60V209H58ZM130 210H132V209H130ZM236 210L237 209H235V211ZM101 211H103V210H101ZM127 211L130 212L129 210H127ZM97 212H98V210H97ZM119 212H121V211H119ZM134 212L132 210V215H134ZM100 213L103 214L102 212H100ZM100 213H96L95 215L98 216V215H100ZM231 213H232V211H231ZM208 214H209V212H208ZM49 215H51V216L49 217ZM121 215H122V213H121ZM212 215L216 216L213 213H212ZM236 215L238 216V214H236ZM206 217L208 218L207 215H206ZM250 217H252V216H250ZM122 218H124V217H122ZM122 218L118 219L119 221H121V220H123V221L118 223L119 227H117V229H119V230L123 229L122 231H124V232L121 233V235L122 234L125 235V233L130 234L132 228H129V227L131 226L130 223L133 222L131 220L132 218H128V217L125 219H122ZM146 218H147V216H146ZM259 219H261V218H259ZM89 220H87V221H89ZM149 220H152V219H149ZM240 221H241V219H240ZM87 223H89V222H87ZM133 223H135V222H133ZM82 224H83L82 227H85V229L87 228V230H89V232H91L90 231V228L92 226L91 224H86V225L84 223H82ZM256 228H257V226H256ZM93 229H94V227H93ZM233 229H231V230H233ZM237 229H238V227H237ZM262 229H263L262 235L256 234L257 236H260L259 238H261V236H263V238H264V227ZM113 230H114V228H113ZM259 230L257 231L258 233L261 232V231L259 232ZM73 231L74 230H72V232ZM83 231L84 230H82V232ZM86 231L83 232L84 234L81 233L82 234L81 236L84 237L86 234H88V233H86ZM233 231H235V230H233ZM253 231H255V230H253ZM96 232H99V231H96ZM248 233H251V232H248ZM190 235H192V236L194 235V236H196V238L198 237L199 238V240L197 241L198 243H196L195 241H192V243L186 241V238ZM245 235H247V233ZM251 235L254 236V234H251ZM92 236L94 237V235H92ZM117 237H119V236H117ZM223 237H224V239H223ZM123 238H124V236H123ZM184 238H185V241L182 243ZM190 238L191 237H188V239H190ZM254 238H256V237H254ZM80 239H81V237H80ZM90 239L91 238H88L87 240H85L86 241L85 243H81L82 242L81 240H80L81 242L76 243V242H73L74 239L71 238L70 240L73 243H71L72 247L70 248L71 249L70 251H72V252L74 251L76 253V249H78V250L81 249L82 251L83 250L88 251V253H89L90 249L93 248L94 246H96V243H95L96 239L95 240L92 239L93 241L89 242ZM192 239L194 240V238H192ZM69 241H66V242H69ZM186 242H188V244L190 243L188 246L189 248L193 245V250L191 248L190 249H184L183 251L181 250V249L186 247V245H185ZM246 242H248V241H246ZM42 243H45L48 247L47 246L46 247L40 246ZM194 243H196V244H194ZM243 243H244V240H243ZM205 245L208 246L207 250L211 254V256H212V252H215L217 254V255H215V257H213L214 258L213 261L209 262L207 260L208 261L207 263L204 262L205 259L202 260V255H203L202 253L205 252L204 254H207L206 251H204ZM39 246L42 248H39ZM164 246H166V245L164 244ZM250 246H252V247H250ZM67 247H68V245H67ZM217 247L222 248V250L219 249L220 251L218 252V250L216 249ZM237 247H239V246H237ZM167 248H169V247H167ZM29 249H33V250H31L33 252L26 254L25 251H27ZM81 250L79 252H77V254H73V255L67 254L66 257L67 258L69 257V261L71 259H74L75 263H79V264H81V263H83V264L84 263L85 264H97L96 263L97 261L95 259H93V260H95L96 262H91L92 258H89V256H86L85 254H87V253H82ZM190 250H192V253L189 256H187L186 254L190 253ZM66 251H69V250H66ZM221 251H222V254H221ZM72 252H70V253H72ZM63 254H65V253H63ZM162 254H160V255H162ZM164 254L166 255L167 253L165 252ZM164 254H163V256H165ZM199 254H202V255H199ZM242 254H245V255H243L240 258V256ZM41 256H44V255H41ZM183 256H185V258H182ZM235 256H236V259H239V258L240 259H239V261H237L235 263H234V261L236 259H234V261H231L232 264H264V245H261L260 239L257 238L255 240V243H253V244L245 243L242 247H240L237 250ZM186 257H188V258H186ZM145 259H143V260H145ZM163 259H164V257H163ZM206 259H207V257H206ZM139 261H140V259H139ZM157 262H158V260H157ZM163 263H165V262H163ZM98 264H102V263L99 262ZM158 264H160V261Z\"/></svg>",
  "mask_w": 264,
  "mask_h": 264
},
{
  "label": "snow or ice",
  "instance_id": "snow-or-ice-1",
  "mask_svg": "<svg viewBox=\"0 0 264 264\" xmlns=\"http://www.w3.org/2000/svg\"><path fill=\"white\" fill-rule=\"evenodd\" d=\"M213 2H214V0H213Z\"/></svg>",
  "mask_w": 264,
  "mask_h": 264
}]
</instances>
